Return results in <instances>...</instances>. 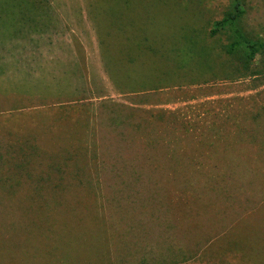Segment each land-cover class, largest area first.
<instances>
[{
	"label": "rangeland",
	"instance_id": "1",
	"mask_svg": "<svg viewBox=\"0 0 264 264\" xmlns=\"http://www.w3.org/2000/svg\"><path fill=\"white\" fill-rule=\"evenodd\" d=\"M242 8L264 43V0ZM231 9L0 0V73L36 23L55 53L51 86L0 100V264H264V47L246 62L229 27L210 34Z\"/></svg>",
	"mask_w": 264,
	"mask_h": 264
},
{
	"label": "crops",
	"instance_id": "2",
	"mask_svg": "<svg viewBox=\"0 0 264 264\" xmlns=\"http://www.w3.org/2000/svg\"><path fill=\"white\" fill-rule=\"evenodd\" d=\"M38 9L37 11L39 13H34L33 15H37V16H43L44 19H47V10L54 11V5L53 3H36L35 5ZM20 9H22L21 7H19ZM59 9V8H56ZM45 10V12H44ZM53 13H49L50 16H52ZM54 15V14H53ZM32 17V15H31ZM64 17V16H63ZM68 17V15H67ZM40 18V17H39ZM37 18V19H39ZM28 19V18H26ZM36 19V20H37ZM52 22V21H51ZM38 24L40 23H36V28H32L28 30L26 29V33L21 34V35H17L15 37L16 41V45H12V49L10 51H4L2 50V52H4L3 54H5L6 59H8V61L10 62V66L12 68L10 73L5 74L1 71L0 73V81H5L4 77H8V78H12L11 82L16 83V85H18V88L20 87V89L18 91H15V94L8 96L6 95V89H2L1 90V96H0V100H2L4 102L5 99L11 100L17 97H14L19 95V96H24V97H31V96H37L36 92H32V90H38L39 87L41 88H47L48 85H52L53 84V66L52 69L50 68V65H53V61H54V46L52 45L53 42V27L52 25L49 26H45L44 27H37ZM8 41V40H7ZM26 45H30V50L28 51H23ZM2 58V57H1ZM40 62L41 65H39L38 67H35V72L30 74V78L33 77L36 79V82L39 81V75L43 77V79L41 80L42 83L45 84H36V86L34 88H31L30 86L28 88H24V86L21 84V81L19 79V75L25 71V68L27 67V64L33 68L31 66L32 62ZM48 65V66H47ZM45 66V67H42ZM42 71V72H41ZM25 71V76L28 75ZM38 77V78H36ZM11 91V90H10ZM17 92V93H16ZM12 102V101H10ZM11 106H13V104H11ZM1 109H6L5 105L0 107ZM12 108V107H10Z\"/></svg>",
	"mask_w": 264,
	"mask_h": 264
},
{
	"label": "trees",
	"instance_id": "3",
	"mask_svg": "<svg viewBox=\"0 0 264 264\" xmlns=\"http://www.w3.org/2000/svg\"><path fill=\"white\" fill-rule=\"evenodd\" d=\"M242 14V0H232V9L226 12L221 19L213 22L210 34H215L221 28L229 27L236 39L228 45L226 51L231 53L234 50L242 48L245 51V60L249 62L252 61L256 54L264 47V43L261 40L250 39L242 33L238 26V19Z\"/></svg>",
	"mask_w": 264,
	"mask_h": 264
}]
</instances>
